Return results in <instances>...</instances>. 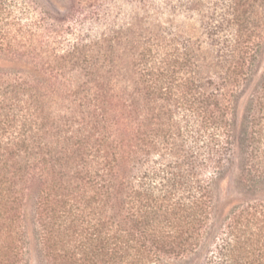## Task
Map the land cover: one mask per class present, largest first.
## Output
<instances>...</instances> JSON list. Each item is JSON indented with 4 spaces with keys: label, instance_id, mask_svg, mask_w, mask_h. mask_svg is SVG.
<instances>
[{
    "label": "trees",
    "instance_id": "trees-1",
    "mask_svg": "<svg viewBox=\"0 0 264 264\" xmlns=\"http://www.w3.org/2000/svg\"><path fill=\"white\" fill-rule=\"evenodd\" d=\"M175 1L0 0V264H264V0Z\"/></svg>",
    "mask_w": 264,
    "mask_h": 264
},
{
    "label": "rangeland",
    "instance_id": "rangeland-1",
    "mask_svg": "<svg viewBox=\"0 0 264 264\" xmlns=\"http://www.w3.org/2000/svg\"><path fill=\"white\" fill-rule=\"evenodd\" d=\"M46 8L57 15H66L70 12L72 6L71 0H38ZM163 3L164 0H159ZM172 1L176 4L175 0ZM197 19L195 16L189 17L186 14H180L175 18V24L181 29H184L186 33H193V29H196ZM192 32V33H191ZM189 34V35H190ZM9 57H6L4 53L0 52V67H10ZM264 72V54L262 55L259 63L257 74L254 82H257L260 75ZM253 86L250 87V90ZM248 91L241 97L239 101V110L242 112L243 107L247 101ZM222 197L224 201L239 198V193L236 188V183L230 178L221 184ZM40 187L34 186L26 196L24 204V219L23 230L25 235V259L26 264H49V259L46 255V251L42 242V229L39 224L38 206L40 201ZM264 197V196H262ZM207 251H200L195 255L182 258L172 259L170 264H206L207 263Z\"/></svg>",
    "mask_w": 264,
    "mask_h": 264
}]
</instances>
